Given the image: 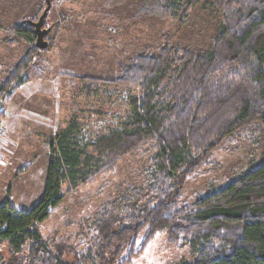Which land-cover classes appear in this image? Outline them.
Returning a JSON list of instances; mask_svg holds the SVG:
<instances>
[{
	"label": "trees",
	"instance_id": "16d2710c",
	"mask_svg": "<svg viewBox=\"0 0 264 264\" xmlns=\"http://www.w3.org/2000/svg\"><path fill=\"white\" fill-rule=\"evenodd\" d=\"M200 1L150 0V10L185 23ZM205 2L221 17L206 51L164 45L156 55L130 58L110 81L130 93L131 112L119 128L88 140L72 117L49 138L40 199L26 211L8 200L0 204V245L5 241L10 255L5 264H132L131 257L161 232L170 243L189 246L191 264H264V163L193 203L181 200L183 184L210 162L216 146L234 134L250 135L253 127L264 129V0ZM10 32L31 47L0 80V103L27 81L42 51L34 47L25 21ZM84 80L86 93L97 87L95 80ZM135 154L149 157L153 182L129 188L113 201L118 203L101 210L92 222L94 235L72 260L57 247L52 251L38 224L65 193L113 172L122 158Z\"/></svg>",
	"mask_w": 264,
	"mask_h": 264
},
{
	"label": "rangeland",
	"instance_id": "374dc122",
	"mask_svg": "<svg viewBox=\"0 0 264 264\" xmlns=\"http://www.w3.org/2000/svg\"><path fill=\"white\" fill-rule=\"evenodd\" d=\"M67 3L51 0L44 24L51 28L45 37L50 47L33 58L27 81L0 103L5 128L0 143V204L8 200L17 210H29L40 199L48 140L72 117L88 140L119 128L129 117V91L110 82L121 75L122 65L138 54L156 55L164 45L206 51L221 19L205 0L190 9L185 23L177 16L154 15L150 0H84V12L68 11ZM38 7L33 0H22L20 5L15 0H0V25L4 26L0 30V80L31 47L26 39L10 32L17 23L13 20L34 14ZM5 19L13 22L6 23ZM84 79L95 80L97 87L86 93ZM253 128L250 135L234 134L214 148L210 162L183 184V203H193L264 163V129ZM153 179L154 169L147 155L122 158L113 172L65 193L52 214L38 224L42 239L52 251L57 247L72 260L73 253L84 251L94 235L92 222L98 213L118 203L113 201L129 188H142ZM144 235L145 230L138 234L134 250ZM127 252L128 247L122 257ZM194 259L188 245L172 244L161 232L131 257V263L191 264ZM9 260L4 241L0 264Z\"/></svg>",
	"mask_w": 264,
	"mask_h": 264
},
{
	"label": "water",
	"instance_id": "95a60500",
	"mask_svg": "<svg viewBox=\"0 0 264 264\" xmlns=\"http://www.w3.org/2000/svg\"><path fill=\"white\" fill-rule=\"evenodd\" d=\"M44 3H45V6L41 10L37 19L34 21L26 22L29 26H31L32 31L35 36L34 47L41 49V50H46L49 48L50 43L45 39V37L48 35L51 29L50 26L49 27L44 26L45 18L51 7V0H45Z\"/></svg>",
	"mask_w": 264,
	"mask_h": 264
},
{
	"label": "crops",
	"instance_id": "0c3cea01",
	"mask_svg": "<svg viewBox=\"0 0 264 264\" xmlns=\"http://www.w3.org/2000/svg\"><path fill=\"white\" fill-rule=\"evenodd\" d=\"M16 2H17V4L18 5H20L21 4V1L22 0H15ZM33 1H35V4H39V7H38V9H37V12H35L34 14H32V15H30V16H25V17H23V18H19V20L17 19V18H15L13 21H19V22H22V21H25V22H27V21H34V19H35V17L37 16L38 17V15L40 14V12H41V10L43 9H41V7H42V5H43V7H44V5H45V0H33ZM41 1V2H40ZM65 1H67L68 3H67V5L69 4L70 6L67 8V10L68 11H72V10H75V9H78V10H83V11H81V12H84V0H82V2H81V4L78 2L79 0H65ZM43 2V3H42ZM80 4V5H79ZM76 6H79V7H76ZM41 9V10H40ZM48 13H49V11H48ZM47 16H48V14H47ZM47 16H46V18H47ZM45 18V19H46ZM17 19V20H16ZM6 20V23H7V21H8V23L9 24H11L13 21H10V20H8V19H5ZM3 27L4 26H1L0 25V30L1 29H3ZM47 27V26H46ZM49 27V26H48ZM50 31H51V29H50ZM50 33V32H49ZM48 33V34H49Z\"/></svg>",
	"mask_w": 264,
	"mask_h": 264
},
{
	"label": "built area",
	"instance_id": "2783aa9c",
	"mask_svg": "<svg viewBox=\"0 0 264 264\" xmlns=\"http://www.w3.org/2000/svg\"><path fill=\"white\" fill-rule=\"evenodd\" d=\"M4 133H5L4 123H3V119L0 117V143L2 141Z\"/></svg>",
	"mask_w": 264,
	"mask_h": 264
}]
</instances>
